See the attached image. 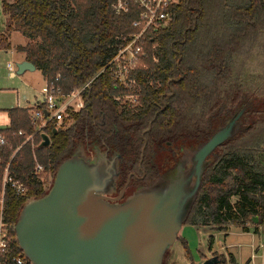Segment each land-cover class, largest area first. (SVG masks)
I'll list each match as a JSON object with an SVG mask.
<instances>
[{"label": "trees", "instance_id": "trees-1", "mask_svg": "<svg viewBox=\"0 0 264 264\" xmlns=\"http://www.w3.org/2000/svg\"><path fill=\"white\" fill-rule=\"evenodd\" d=\"M109 5L110 0L2 1L8 33L0 34V48L10 49L11 32L20 34L26 44L16 51L67 95L107 64L116 37L133 33L134 13L115 16ZM173 14L170 24L144 44L134 89L114 88L100 74L83 93V109L39 132L26 109L8 110L10 125L0 131L6 142L0 146V191L7 168L26 193L16 196L5 186V222L14 225L25 202L47 192L78 145L120 155L117 190L129 173L140 175L139 165L144 179L130 181L146 186L159 176L157 153H170L173 146L197 149L245 110L232 137L208 157L182 226L245 230L252 217L258 218L257 227L264 225V166L258 159L264 153V0H178ZM125 95L136 96L135 103L116 100ZM42 134L47 146L41 145ZM35 166L42 167L40 174ZM178 241L191 259L187 241ZM169 259L167 250L160 264ZM217 259L226 263L222 255Z\"/></svg>", "mask_w": 264, "mask_h": 264}, {"label": "water", "instance_id": "water-1", "mask_svg": "<svg viewBox=\"0 0 264 264\" xmlns=\"http://www.w3.org/2000/svg\"><path fill=\"white\" fill-rule=\"evenodd\" d=\"M34 69L31 63L19 62L15 76ZM244 111L192 152L189 177L178 161L172 171L160 175L152 191L130 195L123 202L120 199L134 174L110 198L98 183L105 154L92 150L89 163L74 157L64 161L47 192L25 202L13 225L18 249L32 264H160L165 251L180 237L184 215L209 165L207 158L232 137ZM48 143L42 134L41 145ZM189 179L194 181L190 193L186 189ZM250 222L257 225L258 218ZM200 264L220 261L210 257Z\"/></svg>", "mask_w": 264, "mask_h": 264}, {"label": "built area", "instance_id": "built-area-1", "mask_svg": "<svg viewBox=\"0 0 264 264\" xmlns=\"http://www.w3.org/2000/svg\"><path fill=\"white\" fill-rule=\"evenodd\" d=\"M178 0H110L109 8L115 16L134 13L135 18L130 25L133 33L127 36L115 38L116 52L108 60L107 64L88 83L81 88L73 90L67 95H62L60 90L45 81L40 90V98L29 108H26L30 124L39 132L46 124L54 122L59 125L73 112L84 108L83 93L90 83L100 74H105L110 79L114 88L134 89L136 86L134 71L142 68L144 61V44L152 38L160 29L166 28L172 21L173 8ZM150 42H153L152 39ZM155 47V46H154ZM12 70L10 64L7 65ZM57 80V78H55ZM131 104L135 103L136 96H126ZM124 99V98H123ZM118 101L121 100L116 99ZM18 136L24 133L18 131ZM32 135L27 136L26 141L32 140ZM6 144L5 138L0 134V146ZM19 149V148H17ZM42 167L35 166V173L40 174ZM0 191V264H32L23 256L13 238V225L3 219L4 215V190L5 186L15 192L16 196H23L26 189L9 174L5 168Z\"/></svg>", "mask_w": 264, "mask_h": 264}, {"label": "rangeland", "instance_id": "rangeland-1", "mask_svg": "<svg viewBox=\"0 0 264 264\" xmlns=\"http://www.w3.org/2000/svg\"><path fill=\"white\" fill-rule=\"evenodd\" d=\"M2 1H12V0H0V31L7 34L8 21L1 11V2ZM2 14V16H1ZM1 34V32H0ZM13 42H22V38L19 36L13 37ZM13 46H11L12 48ZM15 48V47H13ZM6 58H9L8 55L0 54V108L10 107L11 103H13V95L6 93L10 90H16L25 103V99L22 98L24 95L23 90L25 88V81L21 84L18 77L15 80L11 79L7 76L5 70V61ZM42 75L37 74L33 78L32 87L38 91L41 90L40 86L42 85ZM19 82V83H18ZM40 91H38V94ZM28 104L26 106L32 107L36 101L32 96L26 97ZM39 98V97H38ZM121 103L127 102L126 95L123 99L121 98ZM4 116H0V119L3 120ZM101 152V151H100ZM90 153L87 152L81 145L76 147V151L74 154V160H83L86 163H89ZM259 162L264 166V153H260ZM119 158L120 155L117 153H111L109 158H106L102 162L103 170L101 172L99 178V184L103 187L105 194L111 198V196L115 195L117 192V185L119 184L120 177L119 174ZM159 158V172H163L161 161L162 158L160 154H157V159ZM164 167V166H163ZM109 178V181H108ZM46 184V182H45ZM153 190L152 185L139 186L136 182L131 181V184L128 186L125 195L130 194L133 191H136L138 194L146 193L148 191ZM237 200V197L232 199L231 204ZM184 231L180 234V237L187 241V245L189 250L191 251V259H188L186 253L181 247L180 242L177 240L169 249L170 251V259L168 260V264H189L192 260L197 261L200 259V253L204 254V258L208 259L212 257L214 254L218 257V255H222L226 261L225 264H230L229 259L232 258L234 260V264H264V225L256 226L255 224H246L245 230H242L241 227H236L232 225H227L224 229L221 230H212L209 227H195L188 228L184 227ZM181 233V232H180ZM210 234V235H206ZM212 235V236H211ZM212 238L213 242L211 247L208 249L209 239ZM257 256V258H256ZM191 260V261H190ZM252 260H255L254 262Z\"/></svg>", "mask_w": 264, "mask_h": 264}, {"label": "crops", "instance_id": "crops-1", "mask_svg": "<svg viewBox=\"0 0 264 264\" xmlns=\"http://www.w3.org/2000/svg\"><path fill=\"white\" fill-rule=\"evenodd\" d=\"M1 16H2V14H1ZM0 32L2 33V30ZM14 36H17V37L20 36L22 38V42H19V43L13 42ZM8 44L10 46V49H5L3 47L0 48V54L3 53L5 55L9 56V58H6V61H5V63H6L5 70H6L7 76L13 80H15L16 77H18L21 84L23 83V80L25 81V88L22 89L24 92L23 93L24 95H22V98L25 99L26 104H28V102H26L27 101L26 97H28V96H32L35 101H38V99L40 98L39 97L40 93L38 94V91H40V90L38 89V91H37L32 87V83H33L32 81H33V78L38 73L41 74L40 71L34 69V71H24L23 73L20 74V76H15L16 65L19 64V62L26 61L25 57H24V53H21V52L18 53L16 51V48L19 46H25L26 40L17 32H11L9 37H8ZM11 46H13L15 48H13V47L11 48ZM8 64H10L12 66V70H9L7 68ZM42 80H43V82H42V85L40 86V88L45 84V81H46V80H44V78H42ZM6 93L13 95L12 98H14V99H13V103H11V105H9L10 107H3V109L0 108V116H4L3 120L0 119V131L7 129L10 125V118L7 114L8 110L26 109V108L30 107V106H26V104H23L24 102L22 101V99L20 98V96L16 90L15 91L10 90V91H7ZM184 227H186V226L182 227L180 234H182V231H184V229H185ZM187 227L188 228H195V227H191V226H187ZM206 235H210V234H206ZM199 253H200V259H198L197 261L192 260L189 264H200L204 260V259H202V257H205L204 256L205 253H203V251L199 252ZM256 258H257V256H256ZM252 261L254 262L255 260H252Z\"/></svg>", "mask_w": 264, "mask_h": 264}, {"label": "flooded vegetation", "instance_id": "flooded-vegetation-1", "mask_svg": "<svg viewBox=\"0 0 264 264\" xmlns=\"http://www.w3.org/2000/svg\"><path fill=\"white\" fill-rule=\"evenodd\" d=\"M172 151H170V153H162L160 154V157L162 158V161L160 162L161 163V166H162V169H163V172H159V176L157 177L156 180L153 181V185H156L157 184V180L158 178L160 177V175H163V173L167 174L169 173L170 171H172L176 166H177V162L180 161L181 163L184 164V175L185 177H189L190 175V169H189V164L188 163V159H190V155L192 154V152H194L196 149H192V148H187L185 149L183 146L180 147V149H177V146H173L171 147ZM106 155V153H103V155ZM158 154V153H157ZM157 154H156V157L155 159H157ZM106 158H109L107 155H106ZM208 159V158H207ZM158 160V163H159V158L157 159ZM164 166V167H163ZM139 171H140V175H136V173L134 172H131L129 173L128 175H131V174H134L136 177H130L129 179V184L128 186L130 185L131 183V179H134L136 181H142L144 179V173L142 172L141 168H140V165H139ZM128 177V176H127ZM127 179V178H126ZM126 181V180H125ZM125 183V182H124ZM150 184V185H152ZM125 185V184H124ZM123 185V186H124ZM193 186H194V181L189 179L187 184H186V189H187V192L190 193L193 189ZM128 188V187H127ZM163 188V187H162ZM121 189V188H120ZM119 190H117L116 194L111 196V197H116L119 193ZM127 190V189H126ZM125 190V192H126ZM125 192L122 196V198L120 199V202H123L125 201L128 196L130 195H138V193L136 191H133L131 192L130 194L128 195H125Z\"/></svg>", "mask_w": 264, "mask_h": 264}]
</instances>
